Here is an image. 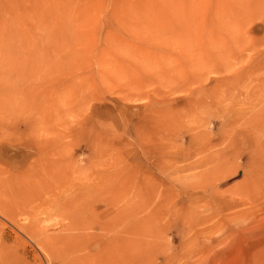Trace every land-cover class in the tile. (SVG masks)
Instances as JSON below:
<instances>
[{"label":"rangeland","instance_id":"obj_1","mask_svg":"<svg viewBox=\"0 0 264 264\" xmlns=\"http://www.w3.org/2000/svg\"><path fill=\"white\" fill-rule=\"evenodd\" d=\"M261 2L0 0V196L32 153L56 241L0 215V264H264Z\"/></svg>","mask_w":264,"mask_h":264},{"label":"bare ground","instance_id":"obj_2","mask_svg":"<svg viewBox=\"0 0 264 264\" xmlns=\"http://www.w3.org/2000/svg\"><path fill=\"white\" fill-rule=\"evenodd\" d=\"M261 3H264V2H261ZM229 11L230 10L227 7H224V9L219 11L222 13L220 16L225 18V15H229L228 14ZM204 17H205V15H204ZM239 20L240 19H238V21ZM9 83L10 84L7 83L6 86L0 85V113H4L5 111H7L8 106L12 104L10 101L13 99L15 100V98L18 96L19 90H18L16 84L13 81H10ZM32 107H30V108L32 109ZM30 152H31V150H30ZM30 159H32V163H31V166H28V168L25 167L26 169L24 168L23 171H21V172L18 171V169L16 168V170H17L16 173H13L12 175L11 174L8 175L7 178H5V179L1 178L2 179L1 182L4 185H7L8 193L6 194L7 196L6 195L4 197L0 196V215L3 216L4 218L10 219L13 223H15V226H17L22 232L26 233L33 240H36L38 243L37 242H35V243L39 247L49 248V246L52 244H55L56 241L54 242L51 237H47L45 232L44 231L42 232L39 229V227H38L39 222L37 220H35V218H34V213H33L32 205H31L32 201H33L32 197L35 196V193L37 192L36 189H38L37 186L42 184V183L45 184V182L42 180L43 175L41 177V175H40L41 173H39V171H37L36 168L34 167V161H33L32 153H30ZM42 173H44V172H42ZM45 175L46 174L44 173V176ZM1 186H2V184H1ZM8 186H10V188ZM0 189H2V188H0ZM20 217H22L23 220L25 221L24 226L18 225L19 223L17 222L16 219L20 218ZM3 234H5V233H3ZM2 236H4V235H2V233L0 232V241H2ZM36 237H38V239H35ZM49 242H53V243L50 244ZM107 242L112 243V244L114 243L116 245V247H122L123 250H125V251L127 250V247H128V244H127L128 239H126V238L118 240V239H115L113 237L112 239L107 240ZM0 253L2 254L1 243H0ZM124 260H126V258Z\"/></svg>","mask_w":264,"mask_h":264}]
</instances>
